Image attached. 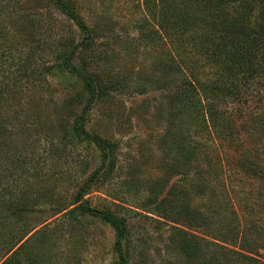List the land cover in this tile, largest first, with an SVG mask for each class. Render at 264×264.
I'll return each mask as SVG.
<instances>
[{"label": "rangeland", "instance_id": "1", "mask_svg": "<svg viewBox=\"0 0 264 264\" xmlns=\"http://www.w3.org/2000/svg\"><path fill=\"white\" fill-rule=\"evenodd\" d=\"M53 1L0 0L11 31L21 27L20 13L39 19L25 28L38 41L27 53L44 73L21 87L30 101L0 108V264H113V228L81 210L68 213L101 160L98 147L73 132L87 97L80 79L45 70L83 38ZM69 1L90 31L73 63L107 91L85 127L114 145L83 198L126 220L128 264H198L208 241L232 247L212 237L232 221L255 228L253 248L264 261V105L217 102L205 88L213 71L200 56L185 75L203 88V107L179 97L177 45L155 22L158 0Z\"/></svg>", "mask_w": 264, "mask_h": 264}, {"label": "trees", "instance_id": "2", "mask_svg": "<svg viewBox=\"0 0 264 264\" xmlns=\"http://www.w3.org/2000/svg\"><path fill=\"white\" fill-rule=\"evenodd\" d=\"M158 1L159 11L156 14L155 22L168 37L173 36V41L177 45L179 58L175 64L181 74L178 96L181 98L194 96L198 108L203 107L200 102L201 98H199V90L203 88L199 83L191 81L185 75L190 61L191 64L195 61L193 56L196 58L200 56L213 71L205 82V88H208L212 95H215L217 102L222 103L223 99L231 98L232 101L242 103L254 101L255 105L263 107L264 0ZM22 3L24 4V2ZM53 5L76 24L82 31L83 38L68 51L62 50L58 53V60L55 61V65L45 67V70L50 71V74H52L53 69L60 70L76 75L80 79L87 97L74 119L73 132L76 136H83L94 143L100 150L101 160L100 166L94 169L77 189L75 198L71 203L75 205L68 210V213L74 214L77 210H81L108 223L115 233L113 248L116 259L113 264H128L124 247V239L128 232L126 220L112 212L92 207L87 199L83 198L114 150L112 142L90 133L85 127L87 113L93 107L95 100L107 93L105 86L96 75L82 73L73 63L77 48L86 49L88 47L90 31L69 0H54ZM0 8L6 10L5 4H1ZM17 17L21 18L22 25L12 31L7 29V25H4L7 21L0 17V42L1 40L8 41L5 49L0 52V108L3 102L9 104L11 102L22 103L24 99L26 102L30 101L29 99L33 95H30L31 92L24 93L21 87L25 86L23 85L26 83L25 80L43 78L44 75L42 69L38 70V68L33 67V55L29 54L30 52L27 53V47L34 49L33 44L36 45L38 41L35 42L25 28L29 22H33L35 25L39 19H33L30 10L18 14ZM29 33L33 34L31 31ZM23 37L24 42L21 44L18 39ZM23 44H25L24 47ZM17 45L18 50H16ZM6 49L9 51H5ZM11 51L13 53H10ZM16 52L20 53L21 57L15 55ZM38 59H40L39 56ZM190 70L195 72L194 68ZM195 70L199 71L197 68ZM261 100L262 104H260ZM259 114L264 116V110ZM205 118L211 121L215 120V117L209 116L208 113L205 114ZM248 118L251 119L252 117ZM17 215L14 214V216ZM231 226V230L221 233L213 232L215 236L212 235V237L221 242L229 243L232 247L214 241H206L207 248L203 252L205 257H201L198 264H264V261L260 259L261 255L253 248L256 240L255 228L241 229L240 224H233V221ZM31 229L24 230L19 234L10 248L19 243L21 238ZM198 247H200V242Z\"/></svg>", "mask_w": 264, "mask_h": 264}]
</instances>
